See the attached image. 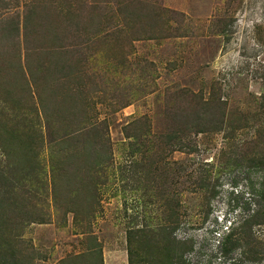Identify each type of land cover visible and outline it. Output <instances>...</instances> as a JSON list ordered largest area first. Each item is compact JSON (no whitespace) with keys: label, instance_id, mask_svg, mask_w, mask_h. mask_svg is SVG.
<instances>
[{"label":"rangeland","instance_id":"374dc122","mask_svg":"<svg viewBox=\"0 0 264 264\" xmlns=\"http://www.w3.org/2000/svg\"><path fill=\"white\" fill-rule=\"evenodd\" d=\"M64 1H70L80 20L83 16L91 19L93 26L86 35L93 44H102L112 32L127 29L128 16L116 10L117 21L113 19V5L133 8L154 3L159 13L155 27L160 33L184 28L189 36L148 39L141 35L133 42L126 37L128 47L123 48L131 67L127 74H106L108 61L99 59L100 54L96 61L87 58L84 68H94L98 74L94 81L85 80L87 90L92 91L97 81L112 89L118 101L128 102L114 111L115 99L104 96L107 92H94L93 108L78 116L88 121L85 128L107 121L109 148L100 159L91 155L95 153L91 148L89 162L82 154V144L66 147L65 140L55 136L54 126L43 121L37 127L44 139L38 149L44 164L22 169L35 181L26 182L35 196L25 203V210L16 209L19 213L12 222L0 224V254L5 256L0 262L130 264L131 252L133 264H264V213L247 231L250 238L242 228L258 209L264 212L258 205L264 171L254 166L253 159L264 148L246 144L264 127V0L56 3ZM39 5L40 0H0V122L16 113L12 110L15 103L7 98L35 104L38 88L49 85L47 77L53 70L60 78L75 60L85 62L79 59L83 33L68 30L54 16L49 23L44 12L34 16L31 11ZM61 37L70 48L62 47ZM147 68L160 77L155 84L144 83V97L131 101L127 94L140 89L132 71ZM102 71L106 75L99 78ZM174 85L201 92L206 99L214 93L217 99L208 118L218 122L226 112L240 118L244 127L235 132L228 124L215 132L187 130L168 113V90ZM71 94L78 99L83 96ZM126 128L140 137H128ZM2 151L0 170L5 167ZM93 163L95 171L89 172ZM83 171L94 174L87 184L89 193H72L76 199L73 212L54 210L48 193L52 182L63 192L60 184L69 179L74 191L87 181ZM0 182L7 185L16 179ZM4 196L0 192V200ZM159 224L167 227L166 235L173 240V258L168 263L160 262V251L167 243L162 232H155L154 239L146 234L148 227ZM142 229L136 235L131 232ZM230 231L242 241L225 253L223 243Z\"/></svg>","mask_w":264,"mask_h":264},{"label":"trees","instance_id":"16d2710c","mask_svg":"<svg viewBox=\"0 0 264 264\" xmlns=\"http://www.w3.org/2000/svg\"><path fill=\"white\" fill-rule=\"evenodd\" d=\"M40 1L42 7L39 5L31 11L34 16H38L44 12V18H48L49 23H52V17L54 16L56 19H58L57 21H62L63 25H65L68 30L78 29L79 32L83 33L81 49H79V54L81 55L79 59L83 58V61L85 62L75 60V64L70 67L66 74L60 78L53 70L47 77L49 85L40 89L38 88L39 93L36 94L34 99L36 100L35 104L25 102V100L22 101L7 98L8 100H12L15 103L12 107V110H15L16 113L15 115H10L7 121L0 122V125L4 126V130H1L0 132V148L3 150L2 154H4V159L2 163L5 165V167L0 170V179L1 181L3 180L8 182V180L12 181L15 178L16 182H8L7 185H3V183L0 182V192L5 193L3 199L0 200V206L4 211L3 213H0V224L3 222H12L17 213H19L16 212V209H19L20 212L25 210L27 201H29L31 197L35 196L32 195V189H30L26 184V182L35 181L31 177L29 171L23 172L22 169L24 166L32 167L34 164H41L39 166L44 164L40 159V154L38 151L40 145L44 142V139L40 137L39 130H37V127H41L43 121L51 125L52 128L53 126L55 127L53 129L56 132L55 136L64 139L66 147H78L82 144L84 146L82 154L86 155V160L89 162L92 161L91 157L89 156V154H91V148L95 150V153L91 155L97 157L96 159H100L101 155L109 148L107 121L104 120L103 124L99 126L94 125L90 128H85V125L88 124V121L86 118L84 120H80L78 116L82 112H87L90 106L93 108L94 102L91 98V95L94 92H107L104 94V96L115 99V106H113L114 111L121 107H125L128 102L122 103L121 101H118L119 96L115 94L112 89L108 90L104 88L97 81L92 91L90 89L87 90L88 85L85 83V80L94 81L96 78L95 76H98V74L94 72V68L90 70H86L84 68L83 65L86 63L87 58L91 61H96L100 54L99 59L108 61L105 64L106 74H112L113 71L118 72L119 74H127L131 67L128 64L129 57L125 53L126 49L123 48V46L128 47L126 43L128 39L126 37H128L131 42H133V40L140 38L141 35L143 38L148 39L165 38L168 36H189L188 32L185 31L184 28H179L175 31V33H169L168 31L160 33V29L158 30V28L155 27V19L158 18L159 13L155 12L157 5L154 3L146 4L147 7L141 5L140 7L134 6L133 8H131L132 5L122 7H119V5L118 7L113 5L114 8L112 10H114L115 15L113 16V19L117 21L116 10H119L120 13L128 16L127 18L129 20H125V22L128 21V24L127 22L125 23V27L127 29H121L118 32H112V34L107 36L108 39L106 41L105 39L107 37L103 40L102 44L97 45L91 43L90 37H87L86 35V33H88L93 26L91 23L89 24V20L91 19H89L88 16H83V18L80 20V16L76 13L75 8L70 3V1H64V3L61 5L56 3V0H51V2L50 0ZM80 5L78 7H80ZM97 7L98 6L95 7L94 11ZM80 15H83V13ZM92 19L95 21L98 19V17ZM170 24L171 23L168 22L169 26ZM153 28L155 29L154 32ZM127 31L134 34L129 37L126 34ZM60 42H64L62 47L66 49L70 48L67 41H63L62 37ZM120 47H122L120 51L115 50ZM82 50L84 52L83 55L81 54ZM122 54L125 55V58H122ZM54 61H56V59ZM105 73L102 71L99 75V78H101ZM131 75L135 76L133 80L134 84H138L140 86L139 90L135 89L136 92L127 94L128 99L131 101H135L141 96L142 93L147 92L145 90L146 85H143L144 83L150 82L155 84L160 77L157 72H154L150 68L140 69L139 72H137V70H133ZM45 88H47L46 91ZM26 89L28 90L27 87H23V90ZM79 89H81V91ZM72 92H77L79 96H83L78 99L73 94H71ZM28 95L31 96V93ZM141 97H144V95ZM168 98L169 104L167 105V109L168 113L170 114V119L174 118L173 120L176 121L178 118L177 121L179 122L177 124L186 126L187 130L191 132H215L224 128L227 124L233 132L244 127L242 126L240 118L233 117L226 112L225 115L221 116L218 122L208 118V116L212 117L211 107L217 99L215 94L212 92L210 94V98L206 99L201 92H196L191 88L182 87L180 85H174L168 90ZM6 126H10L11 130H8L7 132L8 128H6ZM132 127V125L128 126L130 129H133ZM128 128H126V134H128V137H132V135L134 138L140 137L139 135L137 136L135 133L131 132ZM256 134L251 139H248L246 144H255L259 146L260 149L261 147L264 148V127H262L261 130H258ZM83 138H87L85 143V139ZM230 138V135L227 136L228 140ZM261 151L262 153L260 152L261 154L259 157H253V159H255L254 166H256V168H261L264 171V150L261 149ZM95 165L96 163H93V166L89 169V172L95 171ZM12 166L15 169L14 172L11 169ZM80 173L81 172H77L78 176ZM82 176L85 177L87 181L81 182L83 187H77L74 191L71 190L69 179H67L64 184H60L63 192L60 190L58 185L54 186L52 182L48 193L49 197L52 199L51 206H53L54 210H62L65 208L68 210V212H73V210L70 209H73V205H76V199L71 197L72 193H85V191H87L88 182L94 179L93 173L86 175L85 171H83ZM68 178H70V176H68ZM262 185L263 190H261V193L258 195V197H260L258 205L263 208L264 183ZM87 193L89 192L87 191ZM12 196H15L14 199ZM10 198L14 203H16V206L10 200ZM10 210H12V212H9ZM263 213L264 212H262V210L258 209L249 219L245 221L242 228L244 229V236L246 238H250L251 235H248L247 231L250 230L252 225L256 223V219L263 215ZM164 226L165 225L159 224L155 227H148L146 234L149 233L151 236L153 235L151 239H154V235H158L155 232H162V238L164 241H167V243H165L166 246L162 252L160 251V262L164 263L166 260H168L166 261L168 263L171 262L173 258L172 249L170 247V244L173 240H170V238L168 239V235H166L167 227ZM144 231L145 230L142 229L133 230L131 232L136 235V233L139 234L143 233ZM171 235L172 233L169 235V237ZM240 241H242V238L240 236L236 237L234 232L231 233L230 231L225 236L223 243L226 251L225 253H229L239 244ZM3 257L5 256L0 254V260L5 259ZM152 259L155 258L152 257ZM133 260L132 253L130 252L129 263L133 264ZM149 261L150 259L146 260L145 262ZM172 263L175 264V261ZM0 264H3V262H0Z\"/></svg>","mask_w":264,"mask_h":264}]
</instances>
